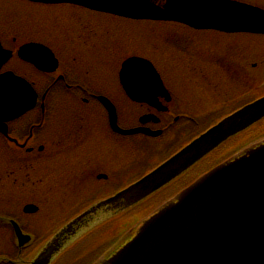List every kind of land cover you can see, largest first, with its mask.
I'll use <instances>...</instances> for the list:
<instances>
[{
    "label": "flooded vegetation",
    "instance_id": "1",
    "mask_svg": "<svg viewBox=\"0 0 264 264\" xmlns=\"http://www.w3.org/2000/svg\"><path fill=\"white\" fill-rule=\"evenodd\" d=\"M2 1H14L43 11L69 7L83 12L90 22L87 26L81 25L79 30L70 34L72 36L56 39H51L50 36L35 37L32 28V33L27 38L15 34L3 36L0 31V77L11 73L25 80L29 84L27 88H31L35 95L32 109L22 117L6 123L7 135H4L0 125V151L10 150L20 157L14 158L15 163H26L10 167L6 172L0 168V240L4 241L0 247V264H19L20 253L22 257L32 254L35 247L44 240L38 242V237H47L54 230L50 228L42 233L35 228L33 222L36 214H24L6 207L15 204V198L23 190H29L33 200L30 204L34 205L39 204L37 199L51 200L55 194L57 199H63L64 204L89 191L91 193L83 196L77 204L87 205L109 197L154 170L227 115L258 98L256 95L251 97L253 88H249V91L248 88H242L244 85H251L254 79H249L252 83L244 79L246 75L240 62L232 64L222 61L218 64L229 66L224 71L230 74L228 86L234 88H198L201 85L194 80L190 82L192 88H169L161 70L152 61L165 83L167 93L160 94L155 106H151L132 101L124 89L120 88L119 96L126 107L123 110L111 89L94 88L93 76L88 72L92 71V63L95 64L94 38L89 35V30L96 25L92 19L96 17L94 12L72 6H50L24 0H0ZM43 11L37 13L44 16L46 13ZM167 41L187 58L188 65L196 64L199 62L197 59H206L207 53L201 54L196 42L189 36L168 37ZM89 46L92 47V52H89ZM82 70L86 72L83 74ZM250 76L252 77L251 74ZM100 98H105L114 105L121 129L146 128L162 132L161 136L153 138L143 134H116L110 126L109 112ZM216 104L219 105L217 109L215 106L214 110L207 112V109ZM94 113L100 114L104 133L108 134V139L101 143L97 141V145H93L95 142L92 139V134L98 135L91 123V115ZM146 116L153 119L142 123L141 119ZM124 118L128 123H124ZM56 127L59 129L57 132ZM115 137L122 138V142L127 145L125 153H114L112 140ZM163 137H167L166 142L171 146V152L165 158H161L159 149L152 152L153 149L146 150L140 142L131 144L124 141L141 138L154 143ZM241 149L237 139L230 140L180 177L171 187L175 191L169 188L163 195V200L173 198ZM45 190L48 191L47 195ZM63 190L66 191L64 194ZM11 194L16 196H10ZM71 203L74 204L72 201ZM2 206L6 207V211H2ZM12 222L17 223L25 235L36 238L37 242H30L20 249Z\"/></svg>",
    "mask_w": 264,
    "mask_h": 264
},
{
    "label": "water",
    "instance_id": "2",
    "mask_svg": "<svg viewBox=\"0 0 264 264\" xmlns=\"http://www.w3.org/2000/svg\"><path fill=\"white\" fill-rule=\"evenodd\" d=\"M30 1L72 4L132 20L177 22L196 30L264 35V10L234 0ZM120 82L132 100L149 104L164 88L153 65L140 58L123 64ZM16 85L19 88H12ZM30 90L24 81L10 75L0 78L1 124L5 126L33 106ZM100 100L110 112L116 133L159 135L144 129L121 130L115 107L106 99ZM263 119L264 97L219 122L137 183L74 219L31 264H51L83 232L102 221L101 214L121 213L140 204ZM37 211L34 206L24 209L25 213ZM15 232L25 243L27 237L16 224ZM97 264H264V141L214 169L161 207Z\"/></svg>",
    "mask_w": 264,
    "mask_h": 264
},
{
    "label": "rangeland",
    "instance_id": "3",
    "mask_svg": "<svg viewBox=\"0 0 264 264\" xmlns=\"http://www.w3.org/2000/svg\"><path fill=\"white\" fill-rule=\"evenodd\" d=\"M264 9V0H238ZM42 9L27 7L14 1L0 2V31L3 36L6 34H15L27 38L29 33H32V28L35 37H49L56 39L58 37L72 36L73 32L79 30L81 25H89L90 19L76 9L52 8L48 11H43L46 15H39L37 12H42ZM96 22L94 29L89 30L94 40V56L95 61L92 63V71L88 72L93 76L94 88H104L113 91L117 101L126 110L122 103L119 94V70L122 62L130 56H143L153 61L161 70L162 75L169 88H190V83L194 80L201 86L198 88H234L229 87V73L224 69H229V66H219L222 61L225 62H240L243 73L246 75L244 79H254L251 85L243 86L242 88H253V94L258 96L264 93V36L252 35H224L216 32H195L190 29L181 27L176 24H158V23H141L133 22L110 15L97 14L92 18ZM33 26H31V25ZM47 33V34H46ZM191 37L197 44V50L203 54L207 53L205 60L197 59L196 64L188 65L187 58H184L174 47H172L167 39L172 37L186 38ZM74 37V36H73ZM89 52H92V47L89 46ZM92 54V53H91ZM208 59V60H207ZM68 62V61H67ZM229 64V63H228ZM223 67V68H221ZM86 71L82 70L84 74ZM252 75V77L250 76ZM226 75V76H225ZM82 79L84 75L81 76ZM244 84H247L244 82ZM253 85V86H252ZM252 86V87H250ZM192 88V87H191ZM236 88V87H235ZM239 88V87H238ZM257 88V89H254ZM245 93V92H244ZM251 94V92H250ZM249 95V93H248ZM127 106V105H126ZM219 107L218 104L207 109V112ZM215 109V110H216ZM125 113V112H124ZM62 118V115H61ZM92 127L94 125L95 134H92V139L99 143L108 139L104 133L103 122L100 114L94 113L91 115ZM63 120V118H62ZM124 123H128L124 118ZM56 132L59 130L55 128ZM253 135L246 142H254L259 139V136L264 135V122L257 126ZM53 135V134H52ZM96 136V139H95ZM167 137L163 140L154 142L145 141L141 138L138 140H124L126 143L140 142L143 147L149 149L154 145L159 146V150L165 153L169 146L165 142ZM122 138L112 140L114 153H125L127 145L122 142ZM247 144V143H246ZM3 146V144H1ZM97 145V144H96ZM0 168L6 172L8 168L15 165H24L26 163H15L14 155L10 150H1ZM161 153V154H162ZM10 154V155H8ZM165 155V154H164ZM156 160V158H154ZM117 166V163H115ZM47 195L48 191H44ZM66 191L63 190V194ZM104 192V191H103ZM91 192H84L77 198L69 199L68 205L62 203V200L54 198L46 200L47 198L37 199L36 204L39 208V215L33 218L35 228L40 232L45 233L55 224L63 223V219L79 209L81 206L77 203L82 200L83 196ZM5 196H9L5 194ZM16 196V195H10ZM15 198V204H11V209L21 212V210L32 200V196L28 189L19 193ZM71 196V194H70ZM62 203L60 204L59 203ZM71 201L74 203L72 204ZM162 203L160 199L146 201L143 204L131 209L123 214L118 220L111 221L103 228H99L98 234L93 237H86L87 240L73 243L68 247L54 264H91L99 258L106 250L114 243V238L123 236L125 230L137 225L151 212V208L159 206ZM72 207V209H71ZM42 208V209H41ZM4 210L6 208L4 207ZM71 212V213H70ZM70 213V214H69ZM67 214V215H66ZM41 226V227H40ZM105 230V231H104ZM9 237V236H8ZM85 238V239H86ZM41 240L39 239L38 242ZM4 241L0 240V247ZM8 246V245H6ZM37 255L35 250L32 255Z\"/></svg>",
    "mask_w": 264,
    "mask_h": 264
}]
</instances>
